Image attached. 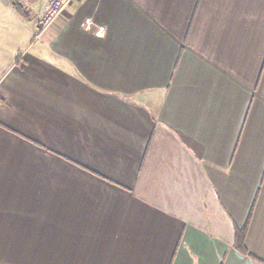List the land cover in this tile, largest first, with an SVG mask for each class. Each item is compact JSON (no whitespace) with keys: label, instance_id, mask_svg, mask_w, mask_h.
<instances>
[{"label":"crops","instance_id":"obj_1","mask_svg":"<svg viewBox=\"0 0 264 264\" xmlns=\"http://www.w3.org/2000/svg\"><path fill=\"white\" fill-rule=\"evenodd\" d=\"M7 2L0 264H264V0Z\"/></svg>","mask_w":264,"mask_h":264},{"label":"built area","instance_id":"obj_2","mask_svg":"<svg viewBox=\"0 0 264 264\" xmlns=\"http://www.w3.org/2000/svg\"><path fill=\"white\" fill-rule=\"evenodd\" d=\"M74 0H48L47 5L42 13L35 19V28L32 35V42L41 39L44 31L51 26L56 18L61 16L66 8L73 3ZM93 22L89 19L85 20L83 26L88 29L93 26ZM103 31L102 27H98V34Z\"/></svg>","mask_w":264,"mask_h":264},{"label":"rangeland","instance_id":"obj_3","mask_svg":"<svg viewBox=\"0 0 264 264\" xmlns=\"http://www.w3.org/2000/svg\"><path fill=\"white\" fill-rule=\"evenodd\" d=\"M3 1H5V4L7 1H8L7 2L8 4H9V1L10 2L12 1L13 3L19 2V0H3ZM3 6H5V5H0V15L1 16L10 15L11 13H9V11L7 9H5ZM21 9H23L25 11V6L23 4L21 6ZM8 27H9V24L7 26V22H3L0 26V30H7V33L10 34V36H12V34H14V33H12L10 30H8ZM16 32L17 33H15V34L17 35V41H19L18 43H21V45L24 44V46L21 47V50H25V51L30 50L31 51V50L36 49L37 44L39 43V40L36 41L35 43H33L31 37L29 36V32L25 28L17 26ZM29 41H30V44L28 45ZM20 51H18L15 56H17V55L19 56Z\"/></svg>","mask_w":264,"mask_h":264},{"label":"trees","instance_id":"obj_4","mask_svg":"<svg viewBox=\"0 0 264 264\" xmlns=\"http://www.w3.org/2000/svg\"><path fill=\"white\" fill-rule=\"evenodd\" d=\"M16 10H18L17 7H15ZM19 11V10H18ZM32 39V38H31ZM245 233H246V227H244L243 229H241L238 233L236 232V241H237V247L240 249V250H243V247H242V242H243V239H244V236H245Z\"/></svg>","mask_w":264,"mask_h":264}]
</instances>
